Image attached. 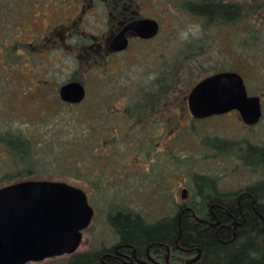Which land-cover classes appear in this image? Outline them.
I'll return each mask as SVG.
<instances>
[{
	"label": "rangeland",
	"instance_id": "rangeland-1",
	"mask_svg": "<svg viewBox=\"0 0 264 264\" xmlns=\"http://www.w3.org/2000/svg\"><path fill=\"white\" fill-rule=\"evenodd\" d=\"M187 1L193 0H112L107 12L103 5L108 0H0V138L22 133L33 142L35 174L20 182H66L86 192L95 215L79 253L117 243L108 223L113 203L156 221L175 214L184 190L183 200L193 194L192 174L218 180L223 192L261 179V172L253 173L240 155L249 154L248 145H264V52L249 58L245 50L255 40V29L261 31L257 45L264 50V8L247 20L211 24L185 10ZM218 1L248 6L254 0ZM140 17L160 23L158 37L134 40L125 52L111 53L112 38ZM229 69L244 78L249 96L261 99L263 116L254 127L238 112L202 121L189 112L185 98L191 89ZM172 71L173 82L166 79ZM75 75L85 84L86 97L80 104L65 105L59 91ZM159 78L164 85L172 82L165 113L177 124L170 131L132 129L121 109L135 88L152 93ZM92 120L96 138L102 137L94 147L81 145L87 151L78 167L81 174H91L90 181L103 178L98 193L67 170L78 152L74 141ZM205 138L219 151L205 147ZM22 167L0 141V178Z\"/></svg>",
	"mask_w": 264,
	"mask_h": 264
},
{
	"label": "trees",
	"instance_id": "trees-1",
	"mask_svg": "<svg viewBox=\"0 0 264 264\" xmlns=\"http://www.w3.org/2000/svg\"><path fill=\"white\" fill-rule=\"evenodd\" d=\"M184 4L185 10L204 19L205 22L226 25L261 15L259 10L264 8V0H254L252 5L248 6L218 0H193ZM253 31L256 32L253 37L255 40L249 43L250 46L247 45L250 48L245 49L246 57L259 58L264 52L259 48L260 45H257V42L261 41L259 36L261 31L259 29ZM177 68L178 66L176 72ZM224 72L234 71L229 69ZM175 77L176 73L172 71L166 79L171 78L170 81L173 82ZM165 81L166 85L159 78L152 93L143 87L135 88L132 93L134 96L131 95L120 113L133 124L132 129L149 126L170 131L172 126L177 124L167 117L169 112L165 113V108L170 102L165 101L168 86L172 84ZM69 82L80 83L85 88V84L77 75ZM182 102L185 105V101ZM88 122L83 135L74 141V144H79L78 152L74 154L75 160L68 162L67 170L75 172L76 180L87 182L92 190L98 193L103 188V178L96 177L90 181L91 174H81L78 167V161L87 151L83 150L81 145L94 147L102 137L98 135L96 138L98 129L96 125L94 126L93 120ZM0 141L6 153L16 159L18 164L19 162L23 164L22 169L15 173H5L0 178V186L5 187L4 183L8 186L13 184V181L20 182L23 178L33 176L35 174L31 157L33 142L22 133L11 132L4 134ZM222 143L231 144L224 140ZM202 144L207 148H213L210 138H205ZM72 147V143L69 142L67 149L72 150ZM61 148H64V145ZM245 149L249 154L243 151L240 159L253 173L261 172V179L253 184L241 190L223 192L218 188V180L192 174L193 194L187 200L182 199L175 203L174 215L156 221L147 220L133 208L113 203L110 205L108 223L118 237L115 245L77 252L71 256L54 258L39 264H264V145H248Z\"/></svg>",
	"mask_w": 264,
	"mask_h": 264
},
{
	"label": "water",
	"instance_id": "water-1",
	"mask_svg": "<svg viewBox=\"0 0 264 264\" xmlns=\"http://www.w3.org/2000/svg\"><path fill=\"white\" fill-rule=\"evenodd\" d=\"M151 40L159 33L153 19L132 21L112 39L109 49H128V34ZM63 103L80 104L86 89L77 82L60 88ZM195 120L238 112L249 127L263 116L261 99L249 96L244 78L235 72L213 74L197 83L188 96ZM187 190L182 198L186 199ZM95 211L86 192L66 182L26 180L0 188V264H39L78 252Z\"/></svg>",
	"mask_w": 264,
	"mask_h": 264
},
{
	"label": "flooded vegetation",
	"instance_id": "flooded-vegetation-1",
	"mask_svg": "<svg viewBox=\"0 0 264 264\" xmlns=\"http://www.w3.org/2000/svg\"><path fill=\"white\" fill-rule=\"evenodd\" d=\"M111 2H112V0H108V3H107V5L105 6V5H103V7H105V10L106 11H109L110 10V8H111ZM133 2V1H132ZM135 12L137 13L138 12V10L137 9H135ZM130 13H131V16H132V13H133V10H130ZM142 17H140V19H141ZM139 18L138 19H135V20H140ZM144 19H151V18H144ZM135 20H133V21H135ZM155 21H157V20H155ZM130 22H132V20L130 21ZM129 22V23H130ZM158 22V21H157ZM128 24V23H127ZM158 24H159V33H160V30H161V25H160V23L158 22ZM124 28V26L120 29V31L122 30ZM120 31H118L117 32V34L120 32ZM159 33H158V35H159ZM116 34V35H117ZM115 35V36H116ZM158 35L156 36V37H158ZM114 36V37H115ZM113 37V38H114ZM128 40H129V42H130V44H131V42L132 41H134V40H136V41H139V42H148V41H151V40H153V39H155V38H153V39H151V40H142V39H140L138 36H136V34H134V33H129L128 34ZM112 38V39H113ZM130 44H129V46H130ZM109 45H110V42H109ZM129 48V47H128ZM110 50V49H109ZM111 52V51H110ZM125 52V51H124ZM111 53H113V52H111ZM114 54H120V53H114ZM221 73V72H220ZM235 73H237V72H235ZM239 74V73H238ZM213 75V74H212ZM211 76V75H210ZM207 77H209V76H207ZM207 77H205V78H207ZM204 78V79H205ZM203 80V79H202ZM200 82V81H199ZM198 82V83H199ZM192 90V89H191ZM189 94H190V92H189ZM189 94H188V96H189ZM188 96L185 98V100L187 101V106H188ZM189 109V108H188ZM190 112V111H189ZM232 113V112H231ZM210 119V118H209ZM202 121V120H201Z\"/></svg>",
	"mask_w": 264,
	"mask_h": 264
}]
</instances>
